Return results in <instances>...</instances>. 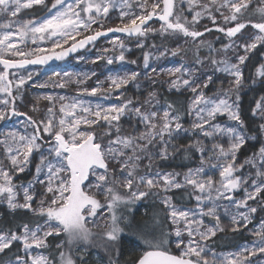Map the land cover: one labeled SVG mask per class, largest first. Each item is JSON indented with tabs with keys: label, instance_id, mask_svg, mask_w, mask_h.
<instances>
[{
	"label": "snow or ice",
	"instance_id": "1",
	"mask_svg": "<svg viewBox=\"0 0 264 264\" xmlns=\"http://www.w3.org/2000/svg\"><path fill=\"white\" fill-rule=\"evenodd\" d=\"M114 14L119 23L109 26ZM0 16V122L23 118V131L0 132V204L8 210L0 219V264H88L96 247L106 264H264V216L249 228L264 213V63L251 78L262 90L247 116L241 104L244 68L264 49V0H0ZM213 31L229 43L215 48L205 38ZM109 33L134 38L139 49L150 36L175 39L171 49L152 44L156 56L142 52L152 88L143 99L126 94L130 83L140 87L141 73L130 71L95 86L86 85L95 72L76 79L64 73L68 79L55 86L75 84L76 96L27 101L34 75L27 66L62 60ZM46 41L49 47L40 46ZM109 43L93 63H137L127 60L124 39ZM189 51L191 60L177 67L150 63ZM219 72L231 78L228 86L209 93ZM157 83L171 97L155 90ZM85 96L116 102L93 105ZM250 140L260 147L240 160ZM177 154L199 163L186 171L156 166ZM24 173L31 178L18 182ZM177 191L195 207L178 206ZM147 199L158 210L141 223L133 209ZM245 231L246 243L217 250L218 234ZM130 237L142 251L125 259Z\"/></svg>",
	"mask_w": 264,
	"mask_h": 264
},
{
	"label": "rangeland",
	"instance_id": "2",
	"mask_svg": "<svg viewBox=\"0 0 264 264\" xmlns=\"http://www.w3.org/2000/svg\"><path fill=\"white\" fill-rule=\"evenodd\" d=\"M4 19L5 18H3V20H1L0 23H2L4 21ZM117 22L119 23L118 20H117ZM112 23H114V22H112ZM202 23L203 24H211L207 20H203ZM153 26L159 27V26H155V24ZM114 38L115 37L106 38V39H103L102 42H98L96 44H93L92 46L90 45L91 46V47L89 46L90 48H88V49L85 48L82 51L76 53L74 55V59L71 58L64 63L59 64V66L57 65V66L50 67V68L43 69V70H39V71L36 70L35 72H34V70H29L28 72H32L34 75H33V80L29 81V87H28V91H27V101H31L34 97L42 96V95H54V96L64 95V96H67L69 99L76 96L77 86L75 84H71L67 88H59V87L55 86V83L57 81H62V80L68 79V77L64 76V73H69L73 79H76V78H82L85 74L91 75V73L95 72L96 75L92 76L91 79L86 82L87 86H95L97 80L106 81V78L109 75H123L125 72L136 71V72L141 73L139 81H138V83L140 84V87L137 88L136 82L130 83L127 87L133 86L136 89H140V88L144 89L145 87H147L149 89L150 87L148 86V81H147L146 77L144 76V72L150 71V69L149 70L143 69V62L142 63L137 62L136 64H130L127 62H125V63L116 62L112 65L106 64L105 60H97L96 63L92 62V61L96 60L97 56L101 55L100 50L102 48H111L112 47V45L109 43V41L114 39ZM78 39H79V37H78ZM124 40H125V43L128 46V48L132 50L133 46L131 44H129L128 41H126V39H124ZM226 40H227V41H225L226 44L229 43V40L228 39H226ZM174 41H175V39H174ZM131 43H134V45H135V40ZM179 43L181 45H183L184 40L181 39L179 41ZM29 46L35 47L36 45L30 44ZM40 46L49 47L50 41H46L44 44H42ZM68 46L69 45H65L66 48ZM176 46L177 45L175 42L172 47H169V49L174 48ZM57 51H59V49H57ZM147 51H151L153 56L158 55V52L156 51V49H152L150 46L147 49H145L144 52H147ZM129 52L130 51H127L125 53L127 60H131L129 57V54H130ZM108 55H112V53L110 52V53H108ZM180 56L181 55L173 57L171 55H167L165 57H161L158 60L153 59L150 61V63L152 64L153 67H156L159 70V69H168V68H172V67H177L181 63H187L189 61L188 58L186 60V59L181 58L182 56L181 57ZM81 57H83V59H81ZM21 71L23 72L25 70H21ZM57 74H59V75H57ZM221 76H222V78H224L226 80L231 79L230 77H228L227 73L221 72ZM164 79L166 80L167 77H164ZM44 83H47L48 86L47 87L35 86V85H40V84H44ZM163 86L167 87L166 84ZM126 94L128 95L129 92H126ZM82 99H84L85 101H91L93 105H95L97 102L103 103L105 105L108 103H115L116 102L114 96H113V98H111L109 100H100V101H98L97 98H95V97H87V96L82 97ZM46 103L47 102L42 101L41 105L43 106ZM28 107H30V104L28 105ZM28 107L21 105V110L22 111L28 110ZM22 120H23V118L21 117V118H13L7 122H0V132L7 131L11 128H16V129L23 131V124L21 123ZM220 122L221 123H230L227 121L226 117H221ZM125 126H127V125H125ZM238 157L240 160H242L240 158L239 154H238ZM157 162H159V161H157ZM198 163H199V161H198ZM198 163L196 165H193L192 167H196L198 165ZM166 171H168V170H166ZM213 171L214 170H210L209 174H213ZM24 174H29V173H24ZM21 175H23V174H21ZM19 181L20 180H18V182ZM241 195H242V193H238L237 198H240ZM221 203L227 204V201H222ZM186 207L194 208L195 207V201L193 200L192 205L186 206ZM143 213H145V210L142 212V214ZM262 216H264V213L258 212L256 214V218L253 221V224L249 225V228L251 229L256 224H258V222ZM221 219H222L223 224H227L229 222V217L224 216L222 210H221ZM246 242H244V243H246ZM244 243H242V244H244ZM135 248H136V246H135ZM95 249H97V250H95V251H97V254H95L93 257L94 263L95 264H106V258L104 256L103 250L99 247H96ZM140 251H142V249H140ZM173 251H175L174 248H173ZM230 251H233V250H230ZM230 251H224L223 253H227Z\"/></svg>",
	"mask_w": 264,
	"mask_h": 264
},
{
	"label": "trees",
	"instance_id": "3",
	"mask_svg": "<svg viewBox=\"0 0 264 264\" xmlns=\"http://www.w3.org/2000/svg\"><path fill=\"white\" fill-rule=\"evenodd\" d=\"M0 17H1L0 21L3 20L4 17L2 16ZM24 18L28 19L30 17L25 16ZM114 18H115V14L113 15L112 19L109 21L110 23L108 22L109 26H114L115 24H118L117 19L116 18L114 19ZM154 24L155 26H159V22H154ZM207 25L209 27H212L211 24H207ZM217 37H219V39H217ZM205 38L208 41L212 42L215 48H221L222 44H226L225 41H227L226 40L227 38L224 37L223 34L217 33L215 31H213L211 34H206ZM121 39H126V41H128V43L133 46L132 50L129 52L130 53L129 57L131 60L135 59L138 63H142V52H144L145 49H147L152 44H156L157 46H160L161 44H163L165 47L169 48V47H172L175 43L174 38L163 41L158 36H150L145 42V48L139 49L135 47L134 43H131L135 40L134 38L129 40L127 37H121ZM102 41L103 40L99 42H102ZM262 52H264V49H259L253 54H251V59L248 61L247 66L244 68L246 84H245L243 91L241 92V96H242L241 104L244 109L245 116H247V109L253 97H256L261 94L262 85L259 82H257L254 85L251 84V78L255 74L256 67H258L260 63H264V55L261 54ZM201 54L202 56H206L208 54V50L202 49ZM181 56H180L181 58L186 59V60L187 58L188 60L192 58V54L190 51L187 54L182 53ZM72 59H74V57ZM43 69L45 68H27L26 71L28 72L29 70H34L35 72L36 70L39 71ZM214 79L216 80V83L214 86H211L210 89L207 90L209 93H211V91H214L216 88H219L221 86H224V87L228 86L229 80L222 78L221 72L216 73V76L214 77ZM166 88L167 87L161 86L159 83L155 85V90L159 91L161 95L165 97H171V94L166 92ZM250 88L254 89V91H250L249 90ZM149 90H152V88L148 89L147 87H145L144 89L143 88L136 89L133 86L127 87V92H129L128 94L129 96L133 98H140V99H143ZM179 99L183 101L184 97H179ZM23 111H27V110H23ZM187 120H189V118H186V122H185L186 127L188 126ZM126 121H127V118H125L124 120L125 125H127ZM259 147H260V142L250 140L249 143L246 144L240 150V153H239L240 158L243 160L246 156H249L251 155L252 152L258 150ZM197 163H198L197 159L185 160L182 155L177 154L174 158H170L167 161L157 162L156 166L158 168H161L163 170H168V171H172V170L186 171L187 168L192 167L193 165H196ZM30 178L31 176L29 174H23L19 176L18 180L27 181ZM180 195L181 193L179 191H177L174 195V199L177 201L178 206H191L192 205L193 200H190L186 196L184 197L183 200H180ZM153 203L154 202L152 199H147V200L138 202L134 206V209H133V215L135 216V220L142 223L145 219L150 217L154 211H157L158 209L153 207ZM156 203L158 204V201ZM144 210H145V213L142 214ZM7 211L8 210H7L6 205L0 204V219L8 218ZM249 239H250V236L247 231L242 232V233H237V234H232V233L218 234V237L216 238L215 246L217 250L220 252L230 251V250H234L236 245L238 244L241 245L242 243L246 242ZM140 249H142V247L137 246V244L134 242H131V237H130L129 241L126 242L124 246V258L127 259L129 257H134L135 255L139 254ZM95 250L97 249L93 248L91 250V255L89 256L88 264H95L93 260L94 255L97 254V251Z\"/></svg>",
	"mask_w": 264,
	"mask_h": 264
},
{
	"label": "water",
	"instance_id": "4",
	"mask_svg": "<svg viewBox=\"0 0 264 264\" xmlns=\"http://www.w3.org/2000/svg\"><path fill=\"white\" fill-rule=\"evenodd\" d=\"M154 22H158V21H156L155 19H154L153 21H150L151 24L154 23ZM116 36L124 37L125 35L122 34V33H109L108 36H106V37H100L98 40H100V39H106V38H111V37H116ZM98 40H97V41H98ZM89 45H91V44H89ZM89 45H87L86 47H88ZM86 47H84V48H82V49H78V50L75 51V52L69 53V55H67V56H66L64 59H62V60L52 59V60L48 61L46 64H43V65H29V66H27V68H29V67H50V66L57 65V64H59V63H61V62L66 61V60L69 59L70 57L74 56L76 53H78V52L82 51L83 49H85Z\"/></svg>",
	"mask_w": 264,
	"mask_h": 264
},
{
	"label": "bare ground",
	"instance_id": "5",
	"mask_svg": "<svg viewBox=\"0 0 264 264\" xmlns=\"http://www.w3.org/2000/svg\"><path fill=\"white\" fill-rule=\"evenodd\" d=\"M153 24V23H152ZM124 37H126V36H124ZM101 40H103V39H100V40H98V41H96V42H99V41H101ZM95 42V43H96ZM93 44H91V46H92ZM74 56H72V57H70L69 59H71V58H73ZM69 59H67L66 61H68ZM66 61H64V62H66ZM64 62H61V63H64ZM60 64V63H59ZM58 65V64H57ZM57 65H54V66H57ZM54 66H50V67H54ZM50 67H29V68H45V69H47V68H50Z\"/></svg>",
	"mask_w": 264,
	"mask_h": 264
},
{
	"label": "flooded vegetation",
	"instance_id": "6",
	"mask_svg": "<svg viewBox=\"0 0 264 264\" xmlns=\"http://www.w3.org/2000/svg\"><path fill=\"white\" fill-rule=\"evenodd\" d=\"M152 25H154V23H153ZM89 46H90V45H89ZM89 46H88V47H89ZM88 47H86V48H88ZM60 64H61V63H60ZM58 66H59V64H58Z\"/></svg>",
	"mask_w": 264,
	"mask_h": 264
}]
</instances>
